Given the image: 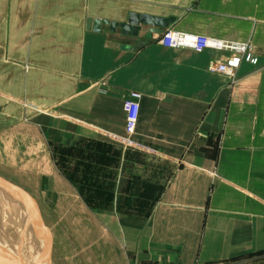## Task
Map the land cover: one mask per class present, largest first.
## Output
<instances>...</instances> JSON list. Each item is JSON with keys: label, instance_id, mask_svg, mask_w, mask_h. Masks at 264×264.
Segmentation results:
<instances>
[{"label": "crops", "instance_id": "crops-1", "mask_svg": "<svg viewBox=\"0 0 264 264\" xmlns=\"http://www.w3.org/2000/svg\"><path fill=\"white\" fill-rule=\"evenodd\" d=\"M0 178L51 264H264V0H0Z\"/></svg>", "mask_w": 264, "mask_h": 264}, {"label": "built area", "instance_id": "built-area-1", "mask_svg": "<svg viewBox=\"0 0 264 264\" xmlns=\"http://www.w3.org/2000/svg\"><path fill=\"white\" fill-rule=\"evenodd\" d=\"M161 43L167 46H183L192 47L196 50H202L206 47L228 48L235 51L239 56H244L247 52V57H251V47L247 43H239L236 41L224 40L221 38L211 37L205 34H195L180 31L172 27L166 28L160 39ZM211 71H221L236 77V65L226 61H219L212 58L208 65ZM141 92L130 90L125 98L128 105L126 113V135L129 138L136 130L139 119L140 97Z\"/></svg>", "mask_w": 264, "mask_h": 264}, {"label": "water", "instance_id": "water-1", "mask_svg": "<svg viewBox=\"0 0 264 264\" xmlns=\"http://www.w3.org/2000/svg\"><path fill=\"white\" fill-rule=\"evenodd\" d=\"M146 20L145 16H139L132 13L128 19V22L122 23L124 30H132L136 32L140 28V21ZM5 185L4 181L0 178V188ZM0 210L7 214L13 221L22 227L23 230L31 232L38 243L37 251L35 253L33 262L31 264H51V259L49 255V248L46 236L43 234L40 226H43L40 221H36L33 216L26 215L23 219L19 214L13 210L12 206L6 204L0 198ZM36 218V216H35ZM0 261L7 262L8 264H22V262L16 257L14 252L3 244L0 240Z\"/></svg>", "mask_w": 264, "mask_h": 264}, {"label": "bare ground", "instance_id": "bare-ground-1", "mask_svg": "<svg viewBox=\"0 0 264 264\" xmlns=\"http://www.w3.org/2000/svg\"><path fill=\"white\" fill-rule=\"evenodd\" d=\"M13 208V207H12ZM23 219L26 215L13 208ZM30 236V239L23 238ZM0 240L11 249L22 264H31L37 251L38 243L31 232L22 229L18 224L13 223L11 217L0 210Z\"/></svg>", "mask_w": 264, "mask_h": 264}, {"label": "rangeland", "instance_id": "rangeland-1", "mask_svg": "<svg viewBox=\"0 0 264 264\" xmlns=\"http://www.w3.org/2000/svg\"><path fill=\"white\" fill-rule=\"evenodd\" d=\"M0 198L6 203V204H8L9 205V203L7 202V200L4 198V196H3V192H2V190H1V188H0ZM1 213H2V210H1ZM12 220V219H11ZM13 221V220H12ZM13 223H15V224H17L15 221H13ZM23 238H27V239H30L31 237L30 236H28L27 234H26V236H24ZM4 244V243H3ZM6 246V245H5ZM0 264H8L6 261L4 262H1L0 261ZM11 264H13V263H11Z\"/></svg>", "mask_w": 264, "mask_h": 264}]
</instances>
